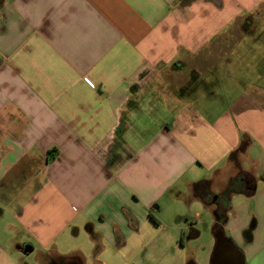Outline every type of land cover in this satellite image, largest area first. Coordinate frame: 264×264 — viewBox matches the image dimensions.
<instances>
[{
	"label": "crops",
	"instance_id": "crops-1",
	"mask_svg": "<svg viewBox=\"0 0 264 264\" xmlns=\"http://www.w3.org/2000/svg\"><path fill=\"white\" fill-rule=\"evenodd\" d=\"M262 6L0 0V264H112L159 232L183 246L200 224L203 253L173 264H215L216 246V264H264V78L242 87L229 61L232 31ZM239 171L252 185L227 199Z\"/></svg>",
	"mask_w": 264,
	"mask_h": 264
},
{
	"label": "rangeland",
	"instance_id": "rangeland-1",
	"mask_svg": "<svg viewBox=\"0 0 264 264\" xmlns=\"http://www.w3.org/2000/svg\"><path fill=\"white\" fill-rule=\"evenodd\" d=\"M248 18L251 19L248 25L243 24L242 26H236L234 31H232L235 41L232 44L235 46L234 54L229 59L230 64L234 66L238 72L235 74V77L237 79L240 78L239 80H241L242 87L248 86L246 81L249 80V78L251 81L253 80L252 82L254 84H257L260 76L261 79L264 78V6L255 10V12L248 16ZM239 40L242 41L239 43ZM240 68H245V75L242 74L244 71L240 70ZM243 78H246L247 80L245 81ZM240 157L242 158L243 156ZM240 157L238 162H241L243 159ZM241 163L244 168L249 167L248 162L244 161ZM250 167L251 172L255 174L256 172L258 173V166L255 163L250 164ZM29 188L34 189L33 186ZM28 191L30 190L28 189L26 194H28ZM2 199L3 198L1 197L0 210L3 212L0 214V242H4L6 238L7 230L4 225L6 222L10 221V211L7 209V206L11 205L9 203H4ZM12 205H14V203ZM250 223L249 225H251ZM205 227V225L200 224V228L198 227L199 230H201L200 234L196 238L183 240V246H180L177 242L180 240V235L176 239H173L171 237H167L168 233L159 232V239L156 240L155 237L148 241L147 244L141 248V250L133 254L129 257V259H121L120 257H118L117 260L113 259L112 264H173L182 258L186 253L199 256V254L203 253L201 249L202 244H205L212 239L210 232L208 234L206 233ZM249 231L250 229H248L246 233L248 234ZM84 233L86 235L85 227L83 225L80 237ZM161 235L163 236L162 239H160ZM24 257L28 261V264H36L33 260L34 254H25ZM50 260L52 259H49L48 262Z\"/></svg>",
	"mask_w": 264,
	"mask_h": 264
},
{
	"label": "trees",
	"instance_id": "trees-1",
	"mask_svg": "<svg viewBox=\"0 0 264 264\" xmlns=\"http://www.w3.org/2000/svg\"><path fill=\"white\" fill-rule=\"evenodd\" d=\"M182 2H189L190 0H181ZM249 143V138L246 134H242L241 138H240V142L239 145L236 147V149L234 151L231 152V154L229 155V160H231L234 165L237 167V169L239 168V163H238V154L243 151L246 146ZM251 177L249 174L247 173H241V171H239V173H237L235 176H233L232 178L229 179L228 184L226 186V188L223 191V195H225L227 197V199L229 198V196L234 193V192H243L244 191V187L247 185H252V182L248 181L250 180ZM252 181V179H251ZM197 192H199L200 194L204 193L205 191H201L203 189L199 188V185L197 184L195 186ZM206 188V185H205ZM208 203H214L217 204V197L216 199L213 201V198L209 196V199L207 201ZM227 206H229V204H227ZM214 214H215V218L217 220V222H222L225 220L226 218V211H224V208H220L218 205H216V209L214 210ZM150 216L152 217V214L150 213ZM193 236L197 235V232L194 231L192 233ZM183 236V233L180 234V240Z\"/></svg>",
	"mask_w": 264,
	"mask_h": 264
},
{
	"label": "water",
	"instance_id": "water-1",
	"mask_svg": "<svg viewBox=\"0 0 264 264\" xmlns=\"http://www.w3.org/2000/svg\"><path fill=\"white\" fill-rule=\"evenodd\" d=\"M249 189H251L253 191L254 187L249 188ZM216 239H217V244H219V242L224 241L230 249H232L235 252L237 251L236 246L228 238H226L221 232H218L216 234ZM31 251H32V246L30 244H25L22 248L23 253H29ZM217 252H218V246H216V248L213 252V258L211 260V262L215 263V264L217 263V260H218ZM221 260H222V258H221Z\"/></svg>",
	"mask_w": 264,
	"mask_h": 264
},
{
	"label": "flooded vegetation",
	"instance_id": "flooded-vegetation-1",
	"mask_svg": "<svg viewBox=\"0 0 264 264\" xmlns=\"http://www.w3.org/2000/svg\"><path fill=\"white\" fill-rule=\"evenodd\" d=\"M248 181H250L251 182V179L250 180H248ZM250 186V185H249ZM48 264H71V263H66V262H64V261H62V260H59V261H52V262H49Z\"/></svg>",
	"mask_w": 264,
	"mask_h": 264
}]
</instances>
